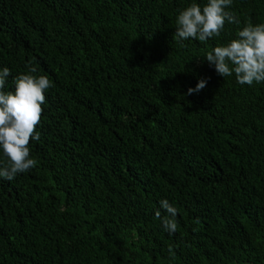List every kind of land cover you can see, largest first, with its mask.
<instances>
[{
	"label": "trees",
	"instance_id": "16d2710c",
	"mask_svg": "<svg viewBox=\"0 0 264 264\" xmlns=\"http://www.w3.org/2000/svg\"><path fill=\"white\" fill-rule=\"evenodd\" d=\"M191 2L0 0L4 91L29 61L53 85L37 166L0 178V264H264V83L204 58L264 23V0H233L240 24L220 37L176 42Z\"/></svg>",
	"mask_w": 264,
	"mask_h": 264
},
{
	"label": "clouds",
	"instance_id": "9594fccd",
	"mask_svg": "<svg viewBox=\"0 0 264 264\" xmlns=\"http://www.w3.org/2000/svg\"><path fill=\"white\" fill-rule=\"evenodd\" d=\"M232 4L233 0H206L203 4L192 0L177 15L174 41L198 39L206 43L222 35L226 22L239 25L240 20L227 10ZM204 58L224 78L235 75L241 85L264 83V23H247L237 30L236 38L214 47ZM35 73L37 68L29 61L28 74L14 77V90L4 91L11 71L7 67L0 70V151L7 158L6 163L0 165V178L8 181L27 173L38 163L31 158L29 145L32 140L40 139L36 129L41 122L45 92L53 85L47 76ZM206 84L205 79H200L195 88L188 89V94L204 89ZM160 206L166 214L162 216L157 209L155 219L161 222L166 232L175 234L178 209L167 199H162ZM168 252L174 256L172 245H169Z\"/></svg>",
	"mask_w": 264,
	"mask_h": 264
}]
</instances>
